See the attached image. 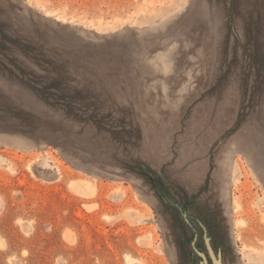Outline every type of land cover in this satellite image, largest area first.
I'll return each mask as SVG.
<instances>
[{
  "label": "rangeland",
  "instance_id": "1",
  "mask_svg": "<svg viewBox=\"0 0 264 264\" xmlns=\"http://www.w3.org/2000/svg\"><path fill=\"white\" fill-rule=\"evenodd\" d=\"M208 244L264 264V0H0V264Z\"/></svg>",
  "mask_w": 264,
  "mask_h": 264
},
{
  "label": "water",
  "instance_id": "2",
  "mask_svg": "<svg viewBox=\"0 0 264 264\" xmlns=\"http://www.w3.org/2000/svg\"><path fill=\"white\" fill-rule=\"evenodd\" d=\"M180 209H182V208H180ZM208 247H209L210 255H211L212 259H213V263L214 264H220L219 261L216 259L215 255H214V253H213V251L211 249V246L209 244H208ZM205 260H206V264H207V259L205 258Z\"/></svg>",
  "mask_w": 264,
  "mask_h": 264
}]
</instances>
